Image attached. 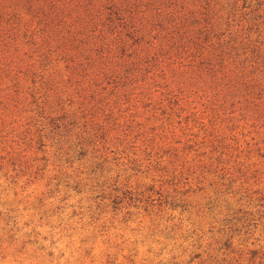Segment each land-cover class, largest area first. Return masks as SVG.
<instances>
[{
  "label": "rangeland",
  "instance_id": "1",
  "mask_svg": "<svg viewBox=\"0 0 264 264\" xmlns=\"http://www.w3.org/2000/svg\"><path fill=\"white\" fill-rule=\"evenodd\" d=\"M0 264H264V0H0Z\"/></svg>",
  "mask_w": 264,
  "mask_h": 264
}]
</instances>
